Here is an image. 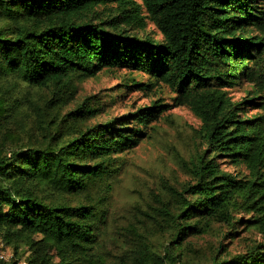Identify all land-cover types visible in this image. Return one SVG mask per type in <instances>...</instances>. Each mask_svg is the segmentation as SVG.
Wrapping results in <instances>:
<instances>
[{"label": "trees", "instance_id": "1", "mask_svg": "<svg viewBox=\"0 0 264 264\" xmlns=\"http://www.w3.org/2000/svg\"><path fill=\"white\" fill-rule=\"evenodd\" d=\"M105 6H113L107 11L112 16L107 23L94 22L98 7ZM147 20L161 34L160 42L117 29L143 28ZM103 68L161 81L175 94L174 105L199 119L198 137L212 150L209 158L205 151L196 155L194 183L176 194L178 208L167 226L170 247L158 255L141 243L131 264H176L171 249L186 236L205 232L210 220L231 223L237 209L251 214L240 222L263 240L213 264H264V0H0V74L29 88H46L93 77ZM242 79L252 86L250 96L232 101L227 91ZM253 106L259 112L246 117ZM165 107L140 108L78 130L71 139L48 131L42 146L0 155V234L13 253L0 264H18L21 246L30 251L24 264H98L93 249L105 214L98 204L69 205L59 197L84 194L102 181L104 160L135 147ZM93 112L79 106L70 114ZM217 156L243 167L246 175L220 169L213 162ZM191 220L198 222L185 224Z\"/></svg>", "mask_w": 264, "mask_h": 264}, {"label": "rangeland", "instance_id": "2", "mask_svg": "<svg viewBox=\"0 0 264 264\" xmlns=\"http://www.w3.org/2000/svg\"><path fill=\"white\" fill-rule=\"evenodd\" d=\"M111 7H98L100 16L94 22L107 23L113 14L107 12ZM117 29H124L130 37L162 40L148 20L143 28L125 24ZM146 84L150 86L144 88ZM251 89V84L242 79L228 89L227 95L239 102L249 98ZM174 97L161 81L125 68H103L93 77H72L65 86L46 88H29L13 75L0 74V100L4 102L0 112L6 111L0 118L2 157L16 149L42 146L48 131L71 139L78 130L128 117L140 108L167 105L149 122L145 135L135 147L111 154L104 160L107 174L102 181L94 183L84 194L59 197L69 205L98 204V209L105 214L93 249L99 258L98 264H120L122 261L131 264L133 252L141 243L158 255H164L170 247L167 243L172 238V230L167 226H172L169 214L174 215L178 208L176 194L194 183L190 172L196 155L205 151V158H209L212 152L198 137L199 119L188 108L175 106ZM79 106L94 112L85 117L70 114ZM247 108L246 117L259 112L257 106ZM128 120L131 122L133 118ZM213 162L235 176L247 173L243 167L218 156ZM232 217L231 223L210 220L204 226L205 232L186 236L179 248L171 249L172 254H176L175 263L213 264L244 253L263 240L256 230L247 229V225L240 222L251 214L237 209L232 211ZM197 222L191 220L185 224ZM17 252L18 264H24L30 251L21 246ZM48 253L54 263L58 262L55 249L49 248Z\"/></svg>", "mask_w": 264, "mask_h": 264}, {"label": "built area", "instance_id": "3", "mask_svg": "<svg viewBox=\"0 0 264 264\" xmlns=\"http://www.w3.org/2000/svg\"><path fill=\"white\" fill-rule=\"evenodd\" d=\"M12 251L8 248V246L5 244L3 237L0 234V260L1 261H8L12 258Z\"/></svg>", "mask_w": 264, "mask_h": 264}]
</instances>
